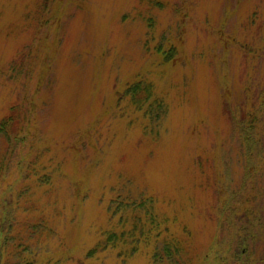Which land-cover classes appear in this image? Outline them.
<instances>
[{
    "label": "rangeland",
    "instance_id": "374dc122",
    "mask_svg": "<svg viewBox=\"0 0 264 264\" xmlns=\"http://www.w3.org/2000/svg\"><path fill=\"white\" fill-rule=\"evenodd\" d=\"M5 191L48 264H264V0H0Z\"/></svg>",
    "mask_w": 264,
    "mask_h": 264
},
{
    "label": "trees",
    "instance_id": "16d2710c",
    "mask_svg": "<svg viewBox=\"0 0 264 264\" xmlns=\"http://www.w3.org/2000/svg\"><path fill=\"white\" fill-rule=\"evenodd\" d=\"M242 120H245V117L242 118ZM253 124H250V126H246L244 122H240L239 120L236 122H233L236 127L239 125H242V128L240 129V133L243 136V139H241L242 143L246 144V174L249 175L252 171V166H251V158H252V153L255 150V144L257 143V138L254 133L253 129H256V124L257 122L252 121ZM259 141V140H258ZM261 149V148H260ZM19 170V169H18ZM21 170V169H20ZM9 191H5L3 194V199L4 202L0 203V264H48L47 258H44L42 256H39L37 253V249H32L28 243L23 242L24 239L20 238L19 240L11 241V239H14V230L12 227H8L9 223L12 224V221L17 219V216L19 217V214L17 213V216L15 215L12 218L9 215L8 212V206L11 203V201L6 200L7 196L9 195ZM226 198V203L227 205L225 206L224 200L222 198H217V199H222V201L218 202L221 206L226 208L227 210L231 209V203H237L236 202V196H229L225 197ZM217 203V209H219ZM21 202L19 200H16V205H20ZM234 211L235 210H230ZM29 211H22V213L27 214ZM111 242H116L115 239H111ZM28 248V249H27ZM181 248V245L179 243L178 249ZM20 250V254L17 253V251ZM31 250V251H30ZM26 253H25V252ZM210 255H216L218 256L219 253L216 251H212L211 254L205 255L203 260H208L210 259ZM9 259V261H7Z\"/></svg>",
    "mask_w": 264,
    "mask_h": 264
},
{
    "label": "flooded vegetation",
    "instance_id": "af4514ba",
    "mask_svg": "<svg viewBox=\"0 0 264 264\" xmlns=\"http://www.w3.org/2000/svg\"><path fill=\"white\" fill-rule=\"evenodd\" d=\"M113 239H115V234H114V233L112 234V240H113Z\"/></svg>",
    "mask_w": 264,
    "mask_h": 264
}]
</instances>
